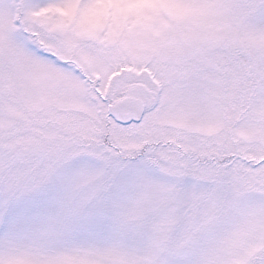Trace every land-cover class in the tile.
I'll list each match as a JSON object with an SVG mask.
<instances>
[{"label":"snow or ice","instance_id":"snow-or-ice-1","mask_svg":"<svg viewBox=\"0 0 264 264\" xmlns=\"http://www.w3.org/2000/svg\"><path fill=\"white\" fill-rule=\"evenodd\" d=\"M0 264H264V0H0Z\"/></svg>","mask_w":264,"mask_h":264}]
</instances>
